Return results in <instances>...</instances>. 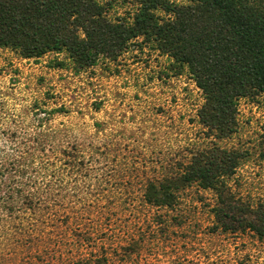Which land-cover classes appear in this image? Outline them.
Listing matches in <instances>:
<instances>
[{"label":"rangeland","instance_id":"obj_1","mask_svg":"<svg viewBox=\"0 0 264 264\" xmlns=\"http://www.w3.org/2000/svg\"><path fill=\"white\" fill-rule=\"evenodd\" d=\"M108 1L111 18L134 9V0ZM63 56L23 58L0 48L1 189L13 158L23 160L24 150L40 146L45 130H58L52 143L71 152L63 158L74 165L61 183L57 209L77 216L47 229L35 222L39 234H48L32 241H16L22 226L4 216L0 264H94V255L103 254L105 264H264V238L248 229L216 227L211 190L189 186L172 209L141 199L147 177L176 169L191 153L217 144L244 154L228 179L233 192L264 202L260 97L239 98L236 131L215 139L198 120L201 90L186 69L175 74L172 59L152 44L132 46L116 61L100 59L84 70L51 66ZM65 232L75 240L89 236L85 259L66 252L60 237ZM47 246L52 250L44 251Z\"/></svg>","mask_w":264,"mask_h":264},{"label":"trees","instance_id":"obj_2","mask_svg":"<svg viewBox=\"0 0 264 264\" xmlns=\"http://www.w3.org/2000/svg\"><path fill=\"white\" fill-rule=\"evenodd\" d=\"M133 5L127 15L111 18L108 0H0V48L23 58L64 54L51 66L63 68L68 63L84 70L100 59L114 62L132 46L150 43L172 59L175 74L186 69L201 90L197 116L208 136L223 139L236 131L241 97H260L264 111V0H134ZM58 135V130H45L40 146L24 150L23 160L13 158L11 176L4 188L0 183V221L5 216L22 226L16 241L48 234L42 230L39 234L35 222L47 229L58 221L77 219L57 209L61 183L64 176H71L74 165L63 158L71 157V152L52 143ZM243 157L242 152L217 144L197 150L176 169L147 177L141 199L172 209L181 190L192 185L209 189L215 196L211 211L216 227L231 232L248 229L264 238V202L236 195L228 183ZM72 232L60 235L68 245L66 252L75 250L73 254L85 259L89 236L75 240ZM47 250L52 249L44 247ZM106 260V254L94 255L93 263Z\"/></svg>","mask_w":264,"mask_h":264}]
</instances>
